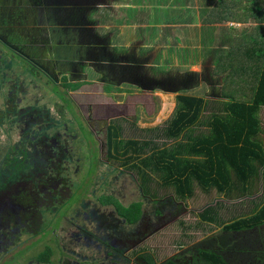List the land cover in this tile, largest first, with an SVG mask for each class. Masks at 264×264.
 I'll return each mask as SVG.
<instances>
[{
	"label": "rangeland",
	"instance_id": "rangeland-1",
	"mask_svg": "<svg viewBox=\"0 0 264 264\" xmlns=\"http://www.w3.org/2000/svg\"><path fill=\"white\" fill-rule=\"evenodd\" d=\"M44 1L54 4L55 10L62 15L66 12L65 2H76V16L82 14V7L89 2ZM179 1L183 4V17L190 14L187 25L196 26L191 34L204 32L196 41H185L183 48L187 49L182 51L184 55L193 53L196 60L193 64H198L191 72L186 70L189 67H183L186 72L177 79L160 77L159 81L161 85L177 83L180 93L189 92L208 101L224 100L219 93L227 66L219 64L217 58L235 49V46L229 48L230 42L236 47L243 40L246 44L249 32L244 27L252 23H237L239 30L226 41L222 32L225 24L208 23L205 18L216 0H191L195 3L193 6L184 5L187 0ZM78 19L82 18L76 17L73 21ZM5 42L0 41V264H146L141 255L152 257L158 264L176 255L190 260L187 250L195 244L205 246L203 242L222 226L206 223L198 217L199 213L219 202L217 217L228 224L239 213L248 212L249 202L260 197L261 187L257 182L251 196L236 199H233L235 195L225 197L215 190L207 193L195 187L194 198L178 201L172 193H166L165 199L156 202L160 209L167 207L169 210L155 209L146 195L142 198L140 190L133 189L134 184H124L129 179V171L120 168L119 160L108 161L104 139L96 137L98 133L91 134L85 117L84 127H80L75 116L77 97L69 96L61 82L66 78L64 70L60 74L57 69H48L45 63L44 67L36 65L39 72H34L33 76L25 56L12 49L11 42V47ZM195 79L201 84L198 89L191 84ZM65 86L77 87L68 82ZM66 97L70 103L64 101ZM258 115L264 146V107ZM161 144L163 142H156L160 148ZM46 171L50 173L48 177ZM21 174L25 175L23 179H20ZM59 177L73 193L79 191L78 198L67 196L63 199L65 184L57 181ZM79 179L86 182L80 189L75 188ZM108 195L123 199V203L138 200L139 228L137 231L131 228L132 243L118 246L119 251L104 246L105 242L118 243L125 231L119 229L120 221L110 212L112 206L100 203L99 198ZM10 200L24 204L27 212L11 208ZM144 202L150 218L140 223V203ZM233 234L239 240L240 254L235 253L238 264L258 262L252 253L256 231ZM126 247L127 250H123Z\"/></svg>",
	"mask_w": 264,
	"mask_h": 264
},
{
	"label": "crops",
	"instance_id": "crops-1",
	"mask_svg": "<svg viewBox=\"0 0 264 264\" xmlns=\"http://www.w3.org/2000/svg\"><path fill=\"white\" fill-rule=\"evenodd\" d=\"M64 4L66 12L62 15L44 0H0V41L8 42V46L11 42L12 49L19 50L25 56L22 59L35 66L47 64L48 69H57L60 74L64 70L66 78L61 82L69 96L77 97L79 125L84 127L85 117L91 134L98 133L96 137L104 139L106 155L114 154L116 143L163 142L178 97L196 95L180 93L175 82L161 85L159 78L177 79L186 70L191 72L198 63L193 64V53L183 54L187 49L184 43L204 32L190 34L196 26L187 25L191 17H183L179 0H89L78 16L74 12L76 2ZM193 4L187 0L184 5ZM191 15L193 18L194 13ZM76 17L82 19L74 22ZM237 23L227 22L222 27L226 41L239 30ZM67 82L77 87L69 89ZM191 84L197 85L196 89L201 86L196 79ZM165 142L167 147L173 140ZM128 173L124 184L138 186L140 179ZM167 176L175 181L177 175L172 170ZM149 177L146 182L158 201L173 194L174 185L154 173ZM157 205L159 202L153 205L155 209L169 210Z\"/></svg>",
	"mask_w": 264,
	"mask_h": 264
},
{
	"label": "trees",
	"instance_id": "trees-1",
	"mask_svg": "<svg viewBox=\"0 0 264 264\" xmlns=\"http://www.w3.org/2000/svg\"><path fill=\"white\" fill-rule=\"evenodd\" d=\"M205 18L213 24L252 23L244 27L249 32L246 44L243 40L236 47L230 42L229 48L235 46V49L217 58L219 64L227 66L219 93L224 100L208 101L202 97L180 95L175 116L163 132V147H158L152 140L126 141L116 143L114 154L108 152L106 157L109 162L119 160L122 170L139 178V196L144 194L150 200L156 198L148 185L150 173L168 185H174L173 194L178 201L194 198L195 187L207 193L215 190L225 197L235 195L233 199L249 197L254 183L260 184V197L249 202L248 212L239 213L228 224L217 217L219 202L198 214L206 223L222 226L203 242L205 246L195 244L187 250L190 260L176 255L159 264H238L235 253L240 254L239 240L233 233L252 229L256 231L252 253L258 260L252 264H264V146L258 117L264 107V0H216ZM64 101L70 103L67 97ZM194 128L203 129L194 134ZM166 139L173 143L166 147ZM172 170L177 175L175 181L167 176ZM78 182L75 188L86 185L82 179ZM85 189L87 191V186ZM78 192L70 198H78ZM111 196H101L100 203L112 206L110 212L120 221L119 229L125 231L118 243L105 242V245L119 251L118 246L132 243L131 228L136 231L139 228L138 200L123 203V199ZM139 214L140 223L150 218L148 209L141 203ZM21 219L23 221L24 217ZM140 257L146 264H158L150 256Z\"/></svg>",
	"mask_w": 264,
	"mask_h": 264
},
{
	"label": "clouds",
	"instance_id": "clouds-1",
	"mask_svg": "<svg viewBox=\"0 0 264 264\" xmlns=\"http://www.w3.org/2000/svg\"><path fill=\"white\" fill-rule=\"evenodd\" d=\"M59 172L61 173L62 170H59ZM49 174H50L49 172L46 173L47 177H48ZM57 181H60V182H62V183L65 184V187L63 188V199H65L67 196H68V197H73V194H74V193H73V189H70V188L67 186L66 181H63V179H61V177L57 178ZM133 188H134V189H139L136 185H134ZM139 190H140V189H139ZM156 201H158L157 198L151 199V203H152V205L156 204V203H157Z\"/></svg>",
	"mask_w": 264,
	"mask_h": 264
},
{
	"label": "flooded vegetation",
	"instance_id": "flooded-vegetation-1",
	"mask_svg": "<svg viewBox=\"0 0 264 264\" xmlns=\"http://www.w3.org/2000/svg\"><path fill=\"white\" fill-rule=\"evenodd\" d=\"M26 62H27V66L31 68V69H30V74L33 75V76H35V73H38V72H39L38 70L36 71V68H37V67H36L35 65H33V63L30 62L29 60H26ZM34 72H35V73H34ZM8 205H9L11 208L15 207V208H19V209H24L25 211H22L23 213H26V212H27V211H26V208H25V205H24V204H21V203H19V202L11 201V200H10V202L8 203ZM33 207H34V205H33Z\"/></svg>",
	"mask_w": 264,
	"mask_h": 264
}]
</instances>
